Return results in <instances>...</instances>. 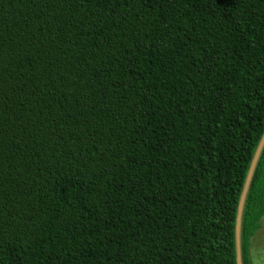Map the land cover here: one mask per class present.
<instances>
[{"label": "trees", "instance_id": "trees-1", "mask_svg": "<svg viewBox=\"0 0 264 264\" xmlns=\"http://www.w3.org/2000/svg\"><path fill=\"white\" fill-rule=\"evenodd\" d=\"M263 133L264 0H0V264H237Z\"/></svg>", "mask_w": 264, "mask_h": 264}, {"label": "water", "instance_id": "water-1", "mask_svg": "<svg viewBox=\"0 0 264 264\" xmlns=\"http://www.w3.org/2000/svg\"><path fill=\"white\" fill-rule=\"evenodd\" d=\"M264 149V133L257 145L255 153L253 155L252 161L250 163L248 173L244 182V186L240 195L238 207H237V214H236V223H235V247H236V263L243 264V257H242V247H241V231H242V219H243V212L246 203L247 194L254 177V173L256 167L258 165L260 156Z\"/></svg>", "mask_w": 264, "mask_h": 264}, {"label": "flooded vegetation", "instance_id": "flooded-vegetation-1", "mask_svg": "<svg viewBox=\"0 0 264 264\" xmlns=\"http://www.w3.org/2000/svg\"><path fill=\"white\" fill-rule=\"evenodd\" d=\"M244 253L246 256L242 252V257L246 264H264V214L260 219V226L245 244Z\"/></svg>", "mask_w": 264, "mask_h": 264}]
</instances>
